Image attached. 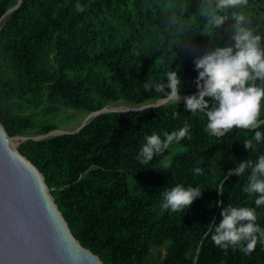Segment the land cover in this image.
Masks as SVG:
<instances>
[{
  "label": "trees",
  "instance_id": "16d2710c",
  "mask_svg": "<svg viewBox=\"0 0 264 264\" xmlns=\"http://www.w3.org/2000/svg\"><path fill=\"white\" fill-rule=\"evenodd\" d=\"M200 7L201 0H0V119L10 136L27 137L19 150L43 172L75 236L105 264H264V244L251 254L226 250L210 227L229 202L255 206L249 173L225 176L240 159H258L264 145L245 147L250 128L211 135L205 113L154 87L174 69L185 81L182 96L195 92L194 57L234 43L233 18L216 31ZM243 10L264 31V0H244ZM118 105L129 108L103 110ZM79 115L76 129L64 127ZM185 122L190 136L147 164L137 159L146 134ZM176 183L199 185L203 195L188 209H164L162 193ZM256 207L264 226V204Z\"/></svg>",
  "mask_w": 264,
  "mask_h": 264
},
{
  "label": "clouds",
  "instance_id": "9594fccd",
  "mask_svg": "<svg viewBox=\"0 0 264 264\" xmlns=\"http://www.w3.org/2000/svg\"><path fill=\"white\" fill-rule=\"evenodd\" d=\"M243 3L244 0H201L199 12L216 31L229 17L233 18L234 43L216 44L194 57L198 69L195 92L182 96L180 85L184 79L174 69L167 71L166 80L154 82V87L157 91H164L170 101L183 99L185 108L191 113H205L206 130L211 135H223L234 128L253 129L252 137L243 139L245 147L252 152L264 145V130L261 129L264 125V31L253 26L243 10ZM145 86L153 85L146 83ZM189 129L190 125L185 122L179 128L164 132L163 136L157 132L146 134L137 159L147 164L166 149L171 150L182 138L190 136ZM257 152L258 159L250 156L240 159L235 168L226 172L225 178L233 173L241 176L248 172L245 190L257 195L255 206L229 202L222 208L219 222H210L211 239L223 249L239 247L242 252L251 254L258 242L264 244V226L257 222L256 207L264 204V152ZM193 171L200 173L202 169L196 167ZM203 189L199 185L176 183L163 191L161 205L169 211L188 209L196 198L203 195Z\"/></svg>",
  "mask_w": 264,
  "mask_h": 264
},
{
  "label": "water",
  "instance_id": "95a60500",
  "mask_svg": "<svg viewBox=\"0 0 264 264\" xmlns=\"http://www.w3.org/2000/svg\"><path fill=\"white\" fill-rule=\"evenodd\" d=\"M26 138L10 136L0 119V264H105L75 236L43 172L19 150Z\"/></svg>",
  "mask_w": 264,
  "mask_h": 264
},
{
  "label": "rangeland",
  "instance_id": "374dc122",
  "mask_svg": "<svg viewBox=\"0 0 264 264\" xmlns=\"http://www.w3.org/2000/svg\"><path fill=\"white\" fill-rule=\"evenodd\" d=\"M164 101H166V100H160V101H158V102H156V103H154V104H158V103H160V102H164ZM127 108H129V107H127V106H124V105H118V106H111V107H108L106 110H113V109H127ZM95 114H93V115H91V116H94ZM82 115H79V116H77L76 117V119L74 120V121H71V122H67V123H64V127H66V129L67 128H69V129H76L80 124H81V122L83 121L82 120ZM86 120V119H85ZM85 122V121H84ZM83 122V123H84ZM61 128V129H58L59 131H56L55 133H60L61 131L62 132H64V131H66V129L65 128ZM24 137H26V136H24ZM19 141H21V139H19Z\"/></svg>",
  "mask_w": 264,
  "mask_h": 264
}]
</instances>
